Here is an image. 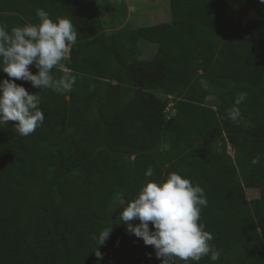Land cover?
I'll return each instance as SVG.
<instances>
[{
  "label": "trees",
  "instance_id": "obj_1",
  "mask_svg": "<svg viewBox=\"0 0 264 264\" xmlns=\"http://www.w3.org/2000/svg\"><path fill=\"white\" fill-rule=\"evenodd\" d=\"M237 1L261 20H226ZM37 9L72 20L78 39L62 63L76 83L58 94L15 81L41 97L45 120L28 137L15 122L0 127V264H97L92 249L110 227L100 264H161L118 217L149 166L148 179L177 172L203 188L215 264H264V162L251 164L264 153V4L169 0V23L106 33L95 0H0V24L39 23ZM140 41L156 45L151 59L139 58ZM245 188L262 197L247 201Z\"/></svg>",
  "mask_w": 264,
  "mask_h": 264
},
{
  "label": "clouds",
  "instance_id": "obj_2",
  "mask_svg": "<svg viewBox=\"0 0 264 264\" xmlns=\"http://www.w3.org/2000/svg\"><path fill=\"white\" fill-rule=\"evenodd\" d=\"M259 2L264 4V0ZM36 17L39 23L10 30L0 24V72L7 76L0 79V127L15 122L12 127L21 137H28L40 127L45 115L40 107L41 97L29 94L15 81H26L39 91L47 89L58 94L70 92L76 83V76L68 74L62 63L78 39L72 20L68 17L53 20L43 9L36 10ZM29 66L36 69L35 74ZM56 68H64L65 74L57 77L53 73ZM246 96L240 93L227 112L233 123L242 118L238 106ZM262 162L264 153L251 160L252 165ZM144 175V186L118 214L126 231L145 246H152L161 264H199L204 257L215 264L221 253L210 243L214 237L200 222L202 208L207 206L203 188L177 172L169 173L161 181L148 179L155 175L151 166ZM112 228L103 229L97 237L92 249L97 264L103 260L98 249L105 244Z\"/></svg>",
  "mask_w": 264,
  "mask_h": 264
},
{
  "label": "rangeland",
  "instance_id": "obj_3",
  "mask_svg": "<svg viewBox=\"0 0 264 264\" xmlns=\"http://www.w3.org/2000/svg\"><path fill=\"white\" fill-rule=\"evenodd\" d=\"M96 1L101 3V0ZM102 2L104 4L110 3V5H114L113 7L116 9V14H121L123 12V7L121 4L122 0H102ZM133 4L136 10L131 11L132 14L131 12L124 10L125 12L120 18H112L111 16H109V13L102 16L101 19L104 24V31L106 33L117 32L120 30L147 27L153 25L155 22L169 23L171 20L169 0H158L157 2L156 0H154V2L152 0H135V3ZM148 4L154 5L155 10L160 13V17H157L156 20L152 19V17L148 15V11L150 9H143ZM249 9L250 8L248 5H246L242 1H237L231 5L226 6L223 9L222 14L226 20L236 22L241 20ZM138 50L140 54V59H151L156 52V45L147 43L145 41H140L138 44ZM216 102L217 98L215 96H209L206 100V104L209 106L215 104ZM165 114L168 117L174 114L173 100L171 98H168ZM244 191L247 201H251L253 199H260L262 197L259 189L245 188Z\"/></svg>",
  "mask_w": 264,
  "mask_h": 264
},
{
  "label": "crops",
  "instance_id": "obj_4",
  "mask_svg": "<svg viewBox=\"0 0 264 264\" xmlns=\"http://www.w3.org/2000/svg\"><path fill=\"white\" fill-rule=\"evenodd\" d=\"M96 1V0H95ZM154 2V0H152ZM158 0H156L157 2ZM99 6H100V14H101V17L106 15L107 13H109L112 18H120L121 16H123V13L125 12L124 10L126 11H135L136 8L134 7V4L135 3V0H122V7H123V12L121 14H116V9L113 7L114 5H110V3H103L102 0H101V3L96 1ZM150 9L148 11V15L152 17V19L156 20V18L160 17V13H158V11L155 10V6L154 5H150L148 4L147 6H145L143 9ZM102 12V13H101ZM128 12V13H129ZM132 14V12H131ZM130 15V14H129ZM156 24H161V23H154L153 25H156ZM153 25H150V26H153Z\"/></svg>",
  "mask_w": 264,
  "mask_h": 264
},
{
  "label": "water",
  "instance_id": "obj_5",
  "mask_svg": "<svg viewBox=\"0 0 264 264\" xmlns=\"http://www.w3.org/2000/svg\"><path fill=\"white\" fill-rule=\"evenodd\" d=\"M244 21L253 20V21H259L261 20L260 16L251 9L243 18Z\"/></svg>",
  "mask_w": 264,
  "mask_h": 264
},
{
  "label": "built area",
  "instance_id": "obj_6",
  "mask_svg": "<svg viewBox=\"0 0 264 264\" xmlns=\"http://www.w3.org/2000/svg\"><path fill=\"white\" fill-rule=\"evenodd\" d=\"M68 57H69V56L67 55V57H66L65 59H68Z\"/></svg>",
  "mask_w": 264,
  "mask_h": 264
}]
</instances>
